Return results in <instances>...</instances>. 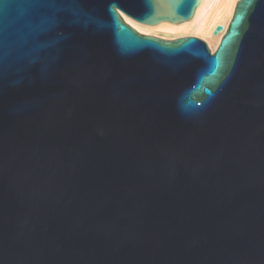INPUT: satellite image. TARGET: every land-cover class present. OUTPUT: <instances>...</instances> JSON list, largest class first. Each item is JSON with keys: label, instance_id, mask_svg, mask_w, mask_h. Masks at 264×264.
Instances as JSON below:
<instances>
[{"label": "water", "instance_id": "1", "mask_svg": "<svg viewBox=\"0 0 264 264\" xmlns=\"http://www.w3.org/2000/svg\"><path fill=\"white\" fill-rule=\"evenodd\" d=\"M201 1L0 0V264H264V0L122 18Z\"/></svg>", "mask_w": 264, "mask_h": 264}, {"label": "bare ground", "instance_id": "2", "mask_svg": "<svg viewBox=\"0 0 264 264\" xmlns=\"http://www.w3.org/2000/svg\"><path fill=\"white\" fill-rule=\"evenodd\" d=\"M237 1L239 0H202L192 18L179 24L162 21L155 25H143L124 15L122 18L126 24L140 34L165 40L193 36L204 41L213 52L227 29ZM217 25L222 26L223 30L218 35H213V30Z\"/></svg>", "mask_w": 264, "mask_h": 264}, {"label": "rangeland", "instance_id": "3", "mask_svg": "<svg viewBox=\"0 0 264 264\" xmlns=\"http://www.w3.org/2000/svg\"><path fill=\"white\" fill-rule=\"evenodd\" d=\"M131 27V26H130ZM133 28V27H132ZM134 29V28H133ZM135 30V29H134ZM136 32H138V31H136ZM139 33V32H138ZM140 34V33H139Z\"/></svg>", "mask_w": 264, "mask_h": 264}, {"label": "flooded vegetation", "instance_id": "4", "mask_svg": "<svg viewBox=\"0 0 264 264\" xmlns=\"http://www.w3.org/2000/svg\"><path fill=\"white\" fill-rule=\"evenodd\" d=\"M171 40H173V39H171Z\"/></svg>", "mask_w": 264, "mask_h": 264}]
</instances>
